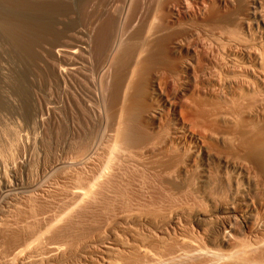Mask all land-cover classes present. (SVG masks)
<instances>
[{
  "label": "rangeland",
  "instance_id": "obj_1",
  "mask_svg": "<svg viewBox=\"0 0 264 264\" xmlns=\"http://www.w3.org/2000/svg\"><path fill=\"white\" fill-rule=\"evenodd\" d=\"M160 1L161 0H0V182L2 181L3 183L5 182L7 184V187L6 185L0 186V224H3L4 222L6 224V222L9 221L7 222L8 224H4L5 226H3L2 224L0 225V227L2 226V229L0 228V264H12V256L13 254H17L19 250L21 252V250L24 249L22 251L23 254H21L20 252L18 253V255L21 256L24 255L25 252H27L25 253V256H22V258H24V261L22 260L21 256L14 257L18 258V261H23V263H26L38 257V251H40L41 253V249L38 248L41 246L46 247L47 244L50 245L55 241L64 243L71 242L72 244H76L81 240L88 239L89 237L92 238L93 235V237H95V234L96 236L100 235L102 237L103 233L106 232L107 234H104V239H102V241L105 240L104 242H110L108 244L110 245L113 242V240L109 239L107 236L108 231L110 230L115 234L116 238L119 239L118 235H120L121 238L119 239V241L123 239V242L121 241V243L124 244V242L127 243L128 241L127 234L126 236H124L127 232V227L134 226L135 230H133V227L128 228V230L131 229L133 235L135 234L136 237L138 235H141L138 238H141L143 236L142 234L144 231H140L141 233L137 232V229L138 231L144 230L141 225H137L136 223L132 224L131 221H127V219L131 216H134L135 213L136 215H141L142 213L146 214L148 209L150 211L154 209L155 206L156 208L164 206L167 207L168 204H170L171 206L172 203L174 206H177L179 205V203H187L186 201H188V203H191V201H193L192 198H188V200H186L183 196L179 195H175L177 197L176 198L172 193L170 187L164 183L163 177L158 171L159 163L163 159V157L161 156H159V159L158 156L153 158L150 157L146 160H142V163H140L142 158H139L135 155L132 156L131 154V157L135 156L137 157V159L132 158L133 160H129V158L131 157H128V152L126 150H123L122 152H124L125 154L122 152H120V154H124V156H121L122 158L128 160V164L126 160L122 158V160L120 159V155V157L117 155L119 157L118 158L115 153V158L122 161L121 163L123 169H119L121 167V163L118 164L119 161L116 162L112 160L113 163L115 162L114 165H118V167H113L114 165H112V163V170H105L106 172H103V170L101 172V170L104 169V165L109 156V154L107 155V153H109L108 142H110L111 144L115 133L114 130L118 124L117 121L119 113V102H121L124 94L123 91L126 84L125 82L127 81V75H129V71L131 68L129 67L131 66V63L129 62H131L132 60V54H135L141 47V40L145 37L148 38L151 30V33L153 34H151L150 37L152 35L153 37H155L156 35L157 36L155 38L152 37L153 39L149 41L153 45L154 52L158 51L159 46H156V39L159 38V36L162 37L166 35L167 33H165L164 31L163 33L159 32L160 34H158L154 31L156 27L159 28L161 26H159V23L162 24L163 21L165 23L167 22L166 20H168L170 16L165 12V9L168 8L169 4V7H173L174 5H176L178 0H163L164 2L161 1L163 3H160ZM247 1H234L233 5L235 6L232 5L233 7L231 9L235 7L233 9L235 13L233 12V10V13L229 12L231 15H227V22L230 23V21H232L230 24L237 23L236 21H238L237 18H239V15L241 16V14H244V10L249 7V1H251L252 3V0H249L248 2ZM157 2L158 6H156ZM165 3L169 4L167 5ZM172 3L174 5H172ZM130 5H132V7H129ZM246 5L247 7H245ZM241 6L244 7L242 8ZM159 7L162 9H160ZM214 7L213 5L206 6V8H208L207 12L204 8L205 10L200 11V14L196 15L197 18L200 17L198 19L200 21L195 22L196 20L194 21V19L183 21V24L187 28H185V26L181 24L182 26L180 25L179 28L177 27L176 31H182L183 37L187 36L188 33L190 34L193 30L195 34L197 32L199 34L200 32V35L206 36L207 34H203V31H205L206 28L205 32L207 33L209 32V28L207 29V26H204L205 23H203V21L212 19L213 17L217 19L219 15H221V11L218 12L217 7ZM236 7H239L240 10L235 11L237 10ZM127 8L129 11H127ZM154 8H159V10H155ZM191 10L193 12L195 10L194 13L197 14V10L194 7L191 6ZM155 12H160V15H154ZM164 14L165 16H163ZM135 16L137 17L135 18ZM203 16H209V18H204ZM123 18L127 21H123ZM233 19L235 22H233ZM150 20L153 21L149 22ZM136 21L138 22L136 23ZM154 22L159 23L156 24ZM122 25L123 28L121 29ZM152 25L154 29L152 28ZM146 26L148 29L146 28ZM180 27H182V29H180ZM158 28L156 30H158ZM135 29H137V31ZM147 30L150 32H147ZM171 31L168 32V34L173 33ZM195 36L197 37L199 35L196 34ZM205 36L203 38L201 36L199 37L203 40ZM196 37H194L196 40L193 41L199 42V38ZM207 38H205V40ZM201 39L199 43L205 44L204 40L202 42ZM190 40L192 39H189L188 41L192 42ZM207 42L208 39L206 40V45L208 44ZM128 43L131 44L129 45ZM69 47L74 49H79L81 47L82 48L77 50V52L79 51V53H76L77 55H64L62 52L64 50L62 49H69ZM124 48H126L127 50H125ZM57 49H61L62 51L60 50V53H57ZM116 50L117 52L115 53ZM120 50L122 51L120 52ZM131 50L134 52L131 53ZM124 51L126 52V55ZM116 54H118L117 58ZM68 58H70L71 60ZM67 63L69 67L67 66ZM65 65L67 66V68ZM60 67L61 69L64 68L63 70L70 72H67V76L66 78H64L66 81L63 80V82L60 79V75L58 76V74H60ZM68 68H70L72 71ZM154 68L151 72V77L153 76V79L155 75L158 76L157 74L160 73V68H158V66H156L155 70ZM125 71H127V73ZM117 75H119V77ZM116 80L118 81V83ZM181 80L183 79L179 78V80H175L176 83L174 80H172L171 82L169 81V83H171V86L174 83V85L172 86L173 89H171L172 94L176 92V90V93H181L185 89V80H183L182 82ZM100 82L102 83L101 85ZM175 84H177L178 86H175ZM101 86L103 88H100ZM178 88L182 90L180 91ZM181 100L185 102L183 104H187V102H189H186L187 99H184L185 101L183 99ZM104 112H106L107 114ZM40 119H42V121ZM134 122H132L130 125H132L137 135L143 134L144 132L142 131L148 130L147 127H144V123L142 124L141 121ZM105 128H107L106 131ZM109 137L111 141H109ZM97 148L98 150H96ZM90 158L91 162L88 163L90 161ZM115 158L113 159L115 160ZM138 159L140 162H138ZM85 160H87L86 164L84 163ZM103 160L105 161L102 164ZM130 161L135 165H132ZM129 163L131 164V166H129ZM123 164L128 166L126 167ZM86 165H88L89 167ZM136 165H139V167H136ZM70 166H73V168ZM132 166H134L133 168L136 167V169H133ZM145 167H150V169L147 168V170ZM153 170L154 173L151 172ZM108 172H112V177L110 173L107 174ZM99 173H101V175L102 173H104V175L107 174L109 176L107 184H105L107 178L102 175L105 178L100 179L102 176H100ZM156 174L158 178L156 177ZM96 175L100 177L99 183L102 182V184H100V186L102 187L99 188V190H97L99 187V183H96ZM90 180L91 182H93V184V180L96 181L95 184L96 186L98 185L96 190L99 192V195L97 194V198H92L93 196L91 197L92 199L89 198V201H93H90L91 203L88 201L90 203V205H88L89 203H86L88 199L85 197V195L83 196L86 190L83 191L82 188L84 187L83 189H86L88 184L90 185V182H88ZM102 180L104 181V183ZM157 180L159 181L157 182ZM85 184L86 186H84ZM95 184L91 188H96ZM162 189L165 191H163ZM73 193L79 195V197L74 195ZM165 193H167L168 195L166 194L165 196ZM82 196L86 199H81V201L83 202L85 200L86 202H84L87 205H83L80 201L78 202V200H80ZM73 197H77L78 199H74ZM169 197L170 200H167L169 199ZM180 197L182 198L180 199ZM28 198L33 204L29 202ZM163 198L166 200H164ZM94 199H96V202ZM165 201H167V203ZM29 203L31 206L29 205ZM134 203L136 204L134 205ZM150 203L152 205H150ZM162 203H164V205ZM77 204H79L77 206L78 209H85H81V211H79L78 209L76 210V206L74 205ZM80 205H82L83 207L81 206V208H79ZM151 206L153 208H151ZM74 208L79 212H75V216L72 214L73 211H75ZM138 208H141L142 211ZM143 208L145 210L144 212ZM13 210L16 212H13ZM137 210H139L140 212H138ZM68 211L69 214L72 212L71 215L66 214ZM65 214L66 216L69 215L68 217L71 216L70 218L72 219L69 218L68 220V218L65 217ZM120 216L122 218H120ZM54 217L56 220L54 219ZM58 217H65L68 221L64 220V223L62 221V218H60V221H62L65 225L62 224L63 227L61 226V224L57 225L61 230L59 231V229L56 227L57 229L55 228L56 230L54 232L58 233L53 234L54 232H50L53 234H51V236L54 237L51 238L50 236L49 238L47 235H50V233L48 234L46 232V227L49 228L48 226H50L51 224L53 225L54 220L56 222L59 221ZM115 220H118L120 222H115ZM51 221L53 223H51ZM126 221L128 224H125ZM98 227L101 230L98 229ZM105 228L106 230L108 228L109 229L106 231ZM62 229L65 231H62ZM116 231L119 232L117 233ZM133 231L139 234L137 235V233H134ZM75 232L77 235L75 234ZM80 234L82 236H79ZM37 235L41 240H38ZM41 235L42 237L40 238ZM150 236H152L154 240V236ZM71 237H73V239ZM48 238L50 240H48ZM35 239L36 241H34ZM125 239H127V241ZM151 239L152 238L150 237V240ZM71 240L74 242H72ZM40 241L41 246L34 245V242L38 244V242L40 243ZM47 241H49V243ZM42 242L45 244V246H43L44 244ZM168 242L170 244H173L170 240L166 241V243L168 244L166 245L167 248L171 247V245L169 246ZM32 246H34L35 248ZM35 249L37 250V253L34 251ZM80 249L81 247L74 253L76 255L72 254L73 257L71 255L67 256L68 259L67 257L62 259L59 264H86L87 261L82 258V255L79 254L81 252ZM32 251L34 253H31ZM135 253L131 255V253L129 254L127 252L130 257L135 256L131 259L124 251L125 255L123 254V252L121 253L122 256L120 254L123 259L121 257L119 258L118 254L115 257V260H117V264H133L132 260L134 261V264L136 262L138 264H145L146 262V264H204L210 259L209 257H205L204 255L198 253L185 256L168 254L164 255L165 253H163L164 256L162 254H159V258H157L158 256H155L156 258H150L149 261H146V258L140 257L138 253ZM35 254L36 256H34ZM26 256L29 258H27ZM136 256L139 257L137 258ZM9 258H11V262ZM69 258L72 260V262ZM120 259H122L123 261ZM6 261L8 263H4ZM64 261L66 262L64 263ZM95 262H97V264L105 263L100 262L99 260H96L94 258L93 263L96 264Z\"/></svg>",
  "mask_w": 264,
  "mask_h": 264
},
{
  "label": "bare ground",
  "instance_id": "obj_2",
  "mask_svg": "<svg viewBox=\"0 0 264 264\" xmlns=\"http://www.w3.org/2000/svg\"><path fill=\"white\" fill-rule=\"evenodd\" d=\"M161 1L160 3L164 2ZM234 1L233 0H178L176 5H174L173 4L174 2L172 1L173 2L172 5H174L173 7H169L170 4L168 3L169 6L168 8L165 9V12L169 14L170 18L168 20L165 19L167 21L166 23L164 21L162 22V24L158 22L159 26L161 25L159 27L160 29L156 27V29L158 28V30L155 29L154 31L157 32L158 34L163 33L164 31L165 33H167L166 35L162 37L159 36V38L156 39L157 40L156 46L157 47L159 46L158 51L154 52L153 45L149 41L155 38L157 35L155 37H153V35L150 37V35L153 34L151 33L152 30L151 32L147 30V32H150V35H148V38L149 37L150 38L148 39L145 37L144 39H142L141 47L138 50L135 48L137 52L135 54H132L133 55L132 60L131 62H129L131 63V66H129L131 68L129 71V75H127L128 76L127 81L125 82L126 84L124 86V91H123L124 94L121 102L118 101L119 102V113H118V121H117L118 124L114 130L115 133L112 141L110 140L109 137V141H111V144L110 142H108L110 146L107 144L109 147L108 150L109 153H107V155L109 154V156L108 159L106 158L107 161L104 165V169L101 170V172L103 170H104L103 172H106L105 170L110 171L109 169L112 170L113 167L116 166L118 167V165L116 166L114 165L115 162L113 163V161L116 162L119 161L118 164L122 162L121 160L124 158H122L121 155L124 156L125 154L124 152H122L123 150L124 151L126 150L128 152V157H131L132 154V156L135 155L139 158H142L141 162L138 159V162L140 163H142V160H146L150 157L153 158L158 156L159 159V156H161L163 157L164 160L163 159L162 161L159 160L161 162L159 163L158 171L162 175L164 183L170 187L174 196L175 195L183 196L184 199L186 200H188V198L190 199L192 198L193 201L190 200L191 203H188V201H186L187 203H185L181 200L183 203L180 204L179 202H176L179 203V205L177 206L176 205L174 206L173 203L171 206L170 204H168L167 207L164 206V207L156 208L155 206V208L150 211L148 209L146 214L142 213L140 215L137 213L138 215H136L135 213V215L133 214L134 216L130 215L131 217H129L128 218L129 220L127 219V221H131L132 224L136 223L137 225H141V227L144 230L138 231V229L136 228L137 232L140 231L141 232L144 231V232L142 234L143 236L141 238H138L141 235H138L139 233L133 231L134 233H137L138 236L136 237L135 234L133 235L131 229L128 230V228L131 227L130 226L131 224L129 223L130 227H127V232L124 235L126 236L127 234L128 236L127 238L128 241L127 239H125L127 243L129 242L128 244L126 242H124V244L121 243L123 239L119 241L121 237L117 233L121 230H119L118 232L116 231L117 232L116 234L119 236V239L115 237V234L111 232V230L108 231V235H107L108 238L113 240V242L110 245H108L110 242H104L105 240L102 241V239H104L103 238L104 234H107V232L106 233L102 232L103 233L102 237L100 235L96 236L95 234V237H93L94 236L93 235L92 238L89 237L88 239L81 240L79 242L76 241L77 242L76 244L74 243L72 244L71 242L64 243V242L55 241L50 245L47 244L46 247H42L40 245L41 241L40 243L38 242V244L34 242V245L41 246L38 248L41 249V253L40 251H38L39 252L38 257L37 258L34 257L35 259L33 260H31L32 259L31 258L30 259L31 261L27 259L29 262L23 263L24 258H22V256H25V253L27 252L24 251L25 252L24 255L21 256L18 255L20 250L19 251L17 250L18 251L17 254H13V256L11 255L13 261L12 264H59V262L62 259L70 255L72 256V254H74L80 247H81L80 249L81 252L79 254L83 256L82 258H84L87 261V263H92V264H94L93 263L94 258L96 260H99L100 262H105L103 264L106 263L117 264V260H115V257L119 254L118 257L120 258L122 256L121 253L123 252L124 254V251L126 254L127 252L129 254L131 253V255L136 252L140 257L146 258L147 259L146 261H149L150 258L152 259L156 258L155 256H158L157 258H159V254L163 255V253H165L164 255L168 254V255H179V256L198 253L204 255L205 257L210 258L209 261L204 264H264V0H252V3L251 1L248 0L250 2V5L248 8L244 10V14H241V16L239 15V18H237L238 21H236L237 23H235L237 25H235L234 23L230 24L232 22L230 20H229L230 23L227 22L228 21L227 15L234 12L233 9L235 7L231 9L233 6H235L233 5ZM209 5L210 6L213 5V7L216 6L218 12L221 11V15H219L217 19L213 17L212 19L203 21V23L206 24V25L204 24V26H207V29L209 28V32L207 33L205 32L206 28L205 31H203V34L204 33L207 34L206 36L204 35L205 38L208 37L207 45H206L207 39L205 40V38L203 39L205 44L199 43L201 39L199 36H201L202 38L204 37L203 35H200V32L199 34L198 32L196 33L197 35H199L197 36L199 38V42L198 41L196 42L193 41L196 40L194 38L196 37L195 36L196 34L193 32L194 30L192 31L190 29L192 32L190 34L188 33V35L185 37L182 36L183 34L182 31H176V28L177 27L179 28V26L183 24V21H188L193 19L194 21L196 20L195 22L200 21L198 20L200 17L197 18L196 15H199L200 11H203L205 9L207 12L208 8H206V6ZM156 6H158V2ZM191 6L197 10V14L194 13L195 10L194 12L191 10ZM129 7H132V5H130ZM245 7H247V5ZM159 8H154V9L159 10ZM236 8L237 10L235 11L240 10L239 7ZM127 11H129L128 8ZM159 13L155 12L154 15L158 16ZM163 16H165V14ZM136 17L137 16H135V18ZM207 18H209V16ZM234 19L233 22H235ZM123 21H127V20L123 18ZM152 21L150 20L149 22ZM137 22L138 21H136V23ZM122 28L123 25L121 29ZM185 28L187 27L185 26ZM180 29H182V27H180ZM135 30L137 31V29ZM170 31L173 33L168 34V32ZM189 39H192L190 40L192 42H189L188 41ZM203 40L201 39L202 42ZM138 45H139V40H138ZM79 49L78 48L74 49L69 47V49L68 48L62 49L64 51H62L61 49L60 50L63 52L64 55L74 56L76 53H79V51L77 52V50ZM124 49L127 50L126 48ZM57 50H58L57 53L58 52L60 53V50L59 49ZM121 51L122 50H120V52ZM116 52L117 50L115 51V53ZM133 52L134 51H132L131 53ZM117 55L118 54H116V58ZM154 66L155 68L156 66L160 68L159 70L160 73L157 74L158 76L155 75L153 79L152 78L153 76L151 77L152 74L151 72L153 71ZM59 69H60L59 71L60 74H58V76L60 75V79L63 82V80H65L64 78H66L67 76L66 75L67 72L69 71L63 70L64 68L61 69V67ZM125 72L127 73V71ZM117 76L119 77V75ZM179 78L185 80L186 87L181 93H176L177 92L176 90V92L172 94L171 89H173L172 86L174 85V83L171 86V83H169V81L171 82L172 80L174 81L179 80ZM183 80H181V82ZM101 84L102 83L100 82V85ZM176 85L177 84H175V86ZM100 88L103 87L101 86ZM181 99L183 100L187 99L186 102L187 101L189 102H187V104H183L185 102H183ZM40 120L42 121V119ZM134 121L136 122L141 121L142 124L144 123V127H147L148 130L142 131L144 132L143 134L137 135L132 125H130ZM106 129L107 128H105V131ZM96 150H98V148ZM92 151H93V147H92ZM120 152L124 154H120ZM115 153L116 156L120 155L121 157L120 156L119 157L120 159L121 158L122 159L121 160L116 159ZM135 156L129 158V160H131L132 158L137 159V157ZM91 158L88 163L91 162ZM113 158H115V160ZM104 161L105 160H103L102 164L104 163ZM127 161L128 160H126V162ZM84 163L86 164L87 160H85ZM130 163L132 164L131 161ZM111 164L114 165L112 168H111L112 166ZM131 164L129 166H131ZM120 165H119L120 167L119 169L122 168V163ZM123 165L126 166L125 164ZM73 166L70 167L73 168ZM133 167L134 166H132V168ZM136 167H139V165H136ZM136 167L133 169H136ZM150 167H145V168L150 169ZM151 172L154 173V170ZM109 173L112 177V172H108L107 174ZM99 174L100 176L104 175V173H102V175L101 173ZM107 174L104 175L107 178L105 184H107V180H109V176ZM104 176L100 178L99 176L96 175V178L98 180L96 179L97 182L93 180L94 184L95 182L98 184L100 179L105 178ZM156 177L158 178L157 174ZM158 181L159 180H157V182ZM1 182H0V186L6 185L7 187V184L5 182L4 183ZM88 182H90V185L88 184L87 188L85 187L86 189H83L84 187L82 188L83 191L86 190L85 193L83 194V196L85 195V197L88 199L87 202L84 200L86 203L93 201V200L89 201V198L90 199L95 197L97 198V194L99 193L97 190H99V188L102 187L100 186L102 182L99 183V187L98 185L96 186L95 184L96 188L94 187L91 188L94 185L93 182H91V180ZM84 186H86V184ZM75 193L73 194L76 195ZM166 194L167 193H165V196ZM76 196L79 197V195ZM82 197L80 198V200H78V202L80 201L83 205L84 204L87 205L84 201L83 202L81 201V199H86ZM181 198L182 197H180V199ZM94 200L96 202V199ZM167 200H170V197ZM30 201L31 200L29 199V202ZM165 202L167 203V201ZM90 203L88 205H90ZM135 204L136 203H134V205ZM162 204L164 205V203ZM17 205H16V210H17ZM78 205L79 204L74 205L76 206L75 207L76 210L78 209L77 207ZM150 205L152 204L150 203ZM81 206L82 205H80L79 208H81ZM151 208L153 207L151 206ZM81 209L78 210L81 211ZM76 210L73 211V213L71 212L74 216L78 212ZM139 210L137 211L140 212ZM144 211L145 210L143 208V212ZM13 212L16 211L13 210ZM71 213L69 214L68 211L66 214L71 215ZM66 214L65 217H67L69 220L71 216L68 217L69 215L66 216ZM121 216L120 218H122ZM65 217H58V220L60 221L61 220L60 218H62V221L65 223V221H68ZM55 220L54 223L51 221L53 225L50 223L51 225L48 226L49 228L46 227L47 230L46 232L48 234L50 232H54L58 228L57 225L61 224V226L63 227L62 224L64 223L62 221H60L62 222L60 223L59 221L56 222ZM116 221L118 220H115V222ZM127 221L125 224H128ZM7 222L6 224H8ZM4 224L5 222L2 225L5 226L6 224L5 225ZM132 227L133 230H135V227L134 226ZM0 228L2 229V226ZM63 229L62 231H65ZM98 229L100 228L98 227ZM60 230L61 229H59V231ZM55 233L56 232H54L53 234ZM51 234L52 233H50V235L47 236L50 238ZM150 235L154 236V240L153 237ZM79 236L82 235L80 234ZM41 237L42 235L40 236V238ZM53 237L51 236V238ZM150 237L152 238L151 240ZM37 238L38 240H41L39 239L38 235ZM49 238L48 240H50ZM71 238L73 239V237ZM36 239L34 241H36ZM168 240L172 241L173 244H170L168 242L169 246L171 245V247L167 248L166 245L168 244L166 243V241ZM47 242L49 243V241ZM43 246H45V244ZM23 250H21L20 252L21 254H23L22 252ZM34 251L36 252L37 250L35 249ZM31 253L34 252L32 251ZM14 256L17 257L21 256L23 261H18V258H15ZM34 256H36V254ZM127 256L129 255L127 254ZM139 256L136 257L138 258ZM132 257L135 256H131L130 258L132 259ZM9 259L11 262V258ZM70 261L72 262L71 259ZM65 262L66 261H64V263ZM132 262L134 264L133 260ZM4 263H8V262L6 261ZM95 263L97 264V262ZM135 264L138 263L136 262Z\"/></svg>",
  "mask_w": 264,
  "mask_h": 264
}]
</instances>
